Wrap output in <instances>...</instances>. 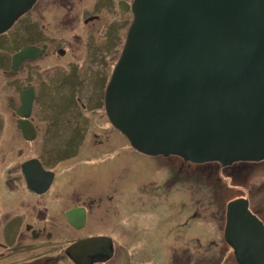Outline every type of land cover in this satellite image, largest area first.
Segmentation results:
<instances>
[{"label":"flooded vegetation","instance_id":"obj_1","mask_svg":"<svg viewBox=\"0 0 264 264\" xmlns=\"http://www.w3.org/2000/svg\"><path fill=\"white\" fill-rule=\"evenodd\" d=\"M132 3L36 0L0 33V223L9 231L0 233V264H73L67 246L53 254L61 226L76 233L68 245L139 237L135 210L144 216L162 206L166 190L181 183V167L194 164L173 156L166 170L168 157L136 151L106 113ZM253 193L263 201L262 176ZM248 207L263 223L261 210L249 200ZM114 257L113 249L109 260L93 264Z\"/></svg>","mask_w":264,"mask_h":264},{"label":"water","instance_id":"obj_2","mask_svg":"<svg viewBox=\"0 0 264 264\" xmlns=\"http://www.w3.org/2000/svg\"><path fill=\"white\" fill-rule=\"evenodd\" d=\"M35 1L0 0V33ZM131 10L104 96L130 145L194 164L262 161L264 0H133ZM223 238L237 264H264V224L247 199L227 203ZM112 251L109 238L92 237L65 253L73 264H93Z\"/></svg>","mask_w":264,"mask_h":264},{"label":"rangeland","instance_id":"obj_3","mask_svg":"<svg viewBox=\"0 0 264 264\" xmlns=\"http://www.w3.org/2000/svg\"><path fill=\"white\" fill-rule=\"evenodd\" d=\"M159 158L162 157L154 160ZM173 159L177 160L173 156L166 158V170ZM181 168L179 190H166L164 204L151 207L144 216L143 211L135 210L134 222L142 224L143 231L128 242L111 241L115 257L106 264H237L233 250L223 238L226 205L245 197L254 210H261L264 223V193L263 201H257L253 193L259 176L264 184V167L243 162L225 169L218 163L188 164ZM5 228L0 223V233ZM12 228L25 235L24 227ZM58 234L62 237L57 242L53 237L50 242L53 254L56 245L62 250L76 235L67 226L57 227Z\"/></svg>","mask_w":264,"mask_h":264},{"label":"bare ground","instance_id":"obj_4","mask_svg":"<svg viewBox=\"0 0 264 264\" xmlns=\"http://www.w3.org/2000/svg\"><path fill=\"white\" fill-rule=\"evenodd\" d=\"M263 160H264V159H263ZM259 162H260V161H259ZM208 163H210V164H215L216 162H208ZM249 163H250V162H249ZM252 163H257V162H252ZM202 164H204V163H202ZM237 164H241V162H237V163L235 162V163L232 164L231 166H227V167H229V168L231 167V168H232L233 166H236Z\"/></svg>","mask_w":264,"mask_h":264},{"label":"trees","instance_id":"obj_5","mask_svg":"<svg viewBox=\"0 0 264 264\" xmlns=\"http://www.w3.org/2000/svg\"><path fill=\"white\" fill-rule=\"evenodd\" d=\"M229 168V167H228Z\"/></svg>","mask_w":264,"mask_h":264}]
</instances>
